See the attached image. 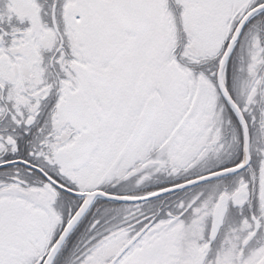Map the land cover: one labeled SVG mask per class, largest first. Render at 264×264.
I'll use <instances>...</instances> for the list:
<instances>
[{
    "label": "snow or ice",
    "instance_id": "obj_1",
    "mask_svg": "<svg viewBox=\"0 0 264 264\" xmlns=\"http://www.w3.org/2000/svg\"><path fill=\"white\" fill-rule=\"evenodd\" d=\"M0 264H264V0H0Z\"/></svg>",
    "mask_w": 264,
    "mask_h": 264
}]
</instances>
